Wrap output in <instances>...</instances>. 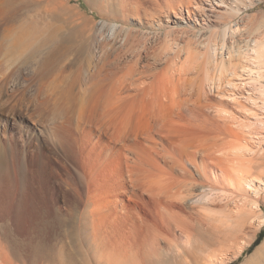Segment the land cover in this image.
Instances as JSON below:
<instances>
[{
    "label": "bare ground",
    "instance_id": "obj_1",
    "mask_svg": "<svg viewBox=\"0 0 264 264\" xmlns=\"http://www.w3.org/2000/svg\"><path fill=\"white\" fill-rule=\"evenodd\" d=\"M18 2L19 0H0V77L2 79L0 111L4 114L6 111L14 113L18 105L27 99L23 90L20 92V98H5L9 80L19 73L24 64L28 65L31 60L37 58L36 56L45 49L43 48L45 45H49L45 38L40 42L42 36L46 37L43 33L45 31L36 33L30 21L20 15ZM182 3L180 11L174 13L176 15L172 16L167 12L155 23L148 24L154 30L153 35L166 41V49L170 47L168 50L162 51L161 49L165 47L159 48L155 43L152 44L150 37L145 38V33L142 35H145V39L140 40L131 28L124 27L118 31L114 41L115 49L108 58L109 68L101 67L98 73L90 75L89 80L85 82V94L76 117L78 124H88L90 130L104 132L106 139L102 138L101 144L104 145L105 152L112 148L113 158L119 159L122 164L120 168L118 166L121 171L116 174L113 182L111 181L113 193L109 195L114 194L115 198L113 200V196L109 198L111 197L114 205L120 204L123 200V197L120 198L121 192L129 197L141 195L138 202L146 199L145 197L143 199V195L154 201L153 221H148L146 218L143 219L144 223L140 221L147 225L144 231L157 239L159 235L173 236L176 230L190 233V228L195 222L207 219L208 209L216 202L223 203L224 207L228 206L233 216L237 215L240 219L246 220L244 214L248 212L247 223L254 219L259 220L261 224L264 223V37L257 36L260 25L253 30L256 35L251 32L257 37H253L250 32L248 34L251 35L246 34L244 31L246 27H243L244 29L241 27L243 20L241 4L246 7L251 5L252 1L182 0ZM230 3H235L236 6H230ZM140 4L138 3V6ZM163 7L162 11H164ZM225 12L230 17H224ZM153 13L154 11L151 12ZM251 18L252 15L248 19L253 20L254 16ZM252 29L251 27L250 31ZM55 39L53 38V41ZM53 41L51 43L53 47L49 46L46 53V50L41 53L43 57L40 56L42 58L35 71L39 85L37 92L35 91V95L30 97L28 102L38 111L37 115L45 121L52 119L55 121L58 118V116L52 118L48 116L52 104L50 100L54 96L64 98L66 88L62 82L68 74L67 68L65 69L67 63L64 61L68 57L70 60L67 53L60 54L61 47ZM200 47L204 49L201 55L206 56V63L209 61V65L215 64H211L213 70L210 69L211 66L207 68L203 65L202 74L197 70V64L200 62L195 63L199 60L194 61L195 54L193 55L192 51L199 50ZM57 51H60L59 58L56 57L59 55ZM82 51V48H78L73 59L80 58ZM183 53L186 59L182 61L184 63L178 65ZM146 55L152 60H144ZM154 61L172 63L173 66H170V69L160 68L153 66ZM197 72L201 74H198L201 76L198 79L195 77ZM61 105L64 106V100L61 101ZM55 106V111L57 107H61ZM59 143L62 144L63 141ZM1 149L0 145V153ZM91 168L94 169L93 166ZM1 170L0 204L4 203L7 189L12 187L10 194L13 196L18 187L17 177L15 179L12 172L10 176L8 171L3 173ZM102 170L99 169V172ZM10 182L12 186L10 185L9 188ZM19 199L16 202L17 211L15 210L17 206L12 202L9 204L11 206L9 213L20 217L22 202H19ZM98 199L95 197V200ZM131 199L134 201L133 199L138 198ZM101 201V204L96 201L99 204V206L97 204L99 211L104 200ZM93 202L95 203L94 200ZM96 203L92 204L95 206ZM104 208V212H107L108 210ZM98 210L95 208L88 211L89 219L96 220V223L97 218L94 217L100 215ZM60 211L59 209L58 212ZM106 215L107 213L104 217ZM137 216L139 218L142 215L137 214ZM99 220L104 222L103 218ZM136 223L137 226L140 225L137 220ZM99 224L102 225L98 221L97 225ZM7 231L6 229L5 232ZM10 236L4 234L3 237L12 240ZM152 238L154 237L148 240ZM7 243L10 242L7 240ZM3 245L0 236V252Z\"/></svg>",
    "mask_w": 264,
    "mask_h": 264
},
{
    "label": "rangeland",
    "instance_id": "obj_2",
    "mask_svg": "<svg viewBox=\"0 0 264 264\" xmlns=\"http://www.w3.org/2000/svg\"><path fill=\"white\" fill-rule=\"evenodd\" d=\"M22 1L19 0L18 2L20 15L30 21L33 27H35L36 33L45 31L43 33L47 38L42 36L40 39V42H43V38L49 42L47 43L49 45L43 47L45 48L43 50H46L45 53L50 48L49 46L53 47L51 43L53 38H56L53 43H57L61 47V53L57 51L58 54L67 53V56H70V60L68 57L64 61V63H67L65 64V69L67 68L66 73L68 71L67 78L65 77V80L62 82L65 84L64 88H66L63 94L64 98L54 96L50 100L52 104L49 103L50 110L48 116L49 118L58 116L55 121L53 119L52 121H45L37 115L38 111H36L35 107L31 103H28L30 97L32 98L37 92L36 90L39 85V78L35 71L37 66H39L40 59L43 57V54H41L44 52L43 50L28 65L24 64L19 73L15 75L16 77L11 78L12 80L10 79L7 84L5 98H20V92L23 90L27 99L18 105L14 113L6 111L4 114V112L0 111V145L2 146V154L0 153L2 166L0 169H2L3 173H7L8 171L9 175L12 172L14 178L17 177L18 181L17 191L14 192L13 196L10 194L12 193V187L10 188L12 183L8 184L10 188L6 192L8 196L6 195L4 203L1 202L2 204H0V236L1 242L4 244L0 252V264H43L46 259H50L47 255H52V253L47 252L54 250L78 252L75 254L81 256H78L77 259L87 260L88 264V259H90V264H112L115 260H120L119 263L122 264V261L127 256H131L132 254L140 256L141 254L147 255L148 253L159 257L157 264H264V223L261 224L257 219L253 221L249 220L250 223H247V219H249L248 212L244 214L246 220H244L245 218L240 219L237 215L233 216L228 206L225 205L224 207L221 202L213 203L212 207L208 209L209 216L207 219L195 222L193 227L190 228V233H182L176 230V233L172 234L173 236L170 234L159 235L158 239L155 236L148 235L147 231H144L147 225H145L146 223L143 224V219L145 220L146 218L148 221H153L155 213L154 201L143 195V199L144 197L146 199L138 202L141 195L140 197L131 195L129 197L124 192H121L120 198L122 199L123 197V200L120 201V204L115 203L116 206L114 205L112 200L115 196H113L114 194L109 195V193H113L111 186L113 183L111 184V181L121 171L118 169V166L120 168L122 164L119 159L113 158L111 147V150L108 149L107 153L105 152L104 145L101 144L102 138L106 139L104 132L97 130L94 132L90 130L88 124H78V121H76L77 112L81 108L80 104L85 94L84 87L86 85L84 84L89 80L90 75L98 73L101 67L109 68L110 62L108 58H110V55L112 56L115 49L116 42L114 41H116L115 37L118 31L124 27L131 28L136 37L138 36L137 38L144 40L150 37L151 43H155V46L159 48L165 47L161 49L164 51L167 46L166 41L153 35L154 30L148 24L155 23L159 17H163L167 12L172 16L176 15L183 4L182 0H180L181 2L179 0H24L23 3ZM26 1L28 2L25 3ZM251 1V5L246 7L241 4V17H243L241 27H246L245 29L248 32L244 31L248 34L249 32H254L253 30L260 25L258 32L256 31L257 36L258 38L259 35L264 37V0ZM155 2L160 5L158 6ZM138 3H141L140 6H138ZM229 5L236 6L235 3H230ZM162 6H164V11L161 9ZM147 7L151 11L147 10ZM154 8L156 9L154 10ZM153 11L155 14H151ZM159 11L161 14H159ZM156 14L157 16H154ZM185 14L187 16V12ZM248 15L250 17L252 15V18L254 16V19L249 20L250 17ZM223 16L230 17L227 12ZM249 25L253 28L251 31ZM144 33L146 37L145 35L142 36ZM149 33L150 35H148ZM254 34L256 35L255 32ZM255 35L253 37H257ZM78 48L83 49L82 54L80 58L73 59ZM168 49L170 47L166 50ZM192 51L193 55L195 54L194 61L199 60L195 63L200 62L197 64V70L202 74L203 65L209 68L213 63H210V65L208 64L209 61L206 63V56L201 55L202 51L204 53L203 47ZM60 54L56 57L60 56ZM196 57L197 59H195ZM181 59L178 65L184 63L182 62L186 59L184 53L181 55ZM144 60L152 59H148L146 55ZM154 62H152L153 66L160 68L168 67L170 69L173 66L172 63ZM106 63H109L108 66ZM198 72L196 73L197 76L195 75L197 79L201 77V74ZM63 100L64 106L61 105V101ZM55 105H60L61 107H57V111H55ZM69 119L71 120L69 121ZM61 140L63 141L62 144L59 143ZM92 166L94 169L91 168ZM99 169L103 170L99 172ZM11 181L13 182V180ZM97 187H99L98 190ZM19 190L21 191L19 192ZM103 194L106 195L103 196ZM100 195L103 199H101ZM109 196H113L112 200ZM95 197L96 199L100 197L99 199L104 200L106 203L103 202L104 206L111 207V209L102 207V204L99 208L101 211H99L98 206L102 201L100 200V202L99 199L95 200ZM133 197L138 198L133 199L137 203L136 201H132L131 198ZM129 198L130 201H128ZM18 199L19 202H22V215L20 217L9 213L11 211L9 210L11 208L9 204L14 202L15 206H17L16 210L18 208V204L16 205ZM93 200L95 203L96 201L100 203H96L94 206ZM90 203L93 204L91 205ZM129 204L131 206L136 205L134 208L137 211H134V208ZM92 208H96L99 211L98 214L100 215L94 217L95 219L97 218V223L95 222L96 220L94 221L93 219L92 221L89 219L88 211L93 210ZM103 208L108 211L104 212ZM59 209L61 210L60 212H58ZM135 212L139 216L140 214L142 216L137 218L138 216ZM106 213L107 217L105 216V218L104 214ZM133 214H135L136 218ZM98 217L101 220L103 218L102 221L104 222H101ZM136 220L140 225L143 224L142 226L144 227L137 226L138 223L135 224ZM242 220L246 224L244 223L243 225L241 223ZM98 221L102 225L99 224L98 226ZM112 222L115 223L113 224ZM133 223L134 225H132ZM6 229L8 230L7 232H5ZM143 231L146 233V236H144L145 233ZM4 234H10L12 240L3 237ZM260 234H263L260 242L253 246ZM149 236L154 238L148 240ZM146 237H148L147 240H145ZM7 240L10 243H7ZM127 242L131 247L127 245Z\"/></svg>",
    "mask_w": 264,
    "mask_h": 264
},
{
    "label": "crops",
    "instance_id": "obj_3",
    "mask_svg": "<svg viewBox=\"0 0 264 264\" xmlns=\"http://www.w3.org/2000/svg\"><path fill=\"white\" fill-rule=\"evenodd\" d=\"M47 253H52V255H47L50 259H46L43 264H88L87 260L77 259L78 256H81L75 254L78 252L54 250ZM141 253H143V251H141ZM88 260L90 264V259ZM158 261L159 257H155L149 253L147 255L141 254L140 256L132 254L131 256H127V258L122 261V264H157ZM119 262L120 260H115L112 264H120Z\"/></svg>",
    "mask_w": 264,
    "mask_h": 264
},
{
    "label": "trees",
    "instance_id": "obj_4",
    "mask_svg": "<svg viewBox=\"0 0 264 264\" xmlns=\"http://www.w3.org/2000/svg\"><path fill=\"white\" fill-rule=\"evenodd\" d=\"M262 235H263V234H260L259 238L255 241V243H254L253 246L257 245V244L260 242V240H261V238H262Z\"/></svg>",
    "mask_w": 264,
    "mask_h": 264
}]
</instances>
